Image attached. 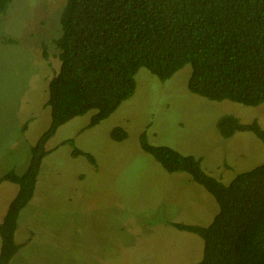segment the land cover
<instances>
[{"label": "rangeland", "instance_id": "1", "mask_svg": "<svg viewBox=\"0 0 264 264\" xmlns=\"http://www.w3.org/2000/svg\"><path fill=\"white\" fill-rule=\"evenodd\" d=\"M65 1L12 0L0 17V175L23 167L50 124L45 104L60 66L53 40L61 33ZM190 73L186 64L160 80L140 68L134 94L108 118L86 127L92 110L56 130L46 143L37 204L18 221L16 240L27 244L9 264H193L201 258L202 239L167 221L207 225L219 210L216 200L187 173L165 171L142 150L139 136L146 131L152 145L200 157L205 172L228 184L262 163L264 144L249 131L224 138L217 121L231 113L242 122L257 119L264 128V103L246 106L193 94ZM117 126L128 133L121 141L110 136ZM69 138L74 146L62 144ZM74 147L93 155L96 165L72 156ZM11 184H0V222Z\"/></svg>", "mask_w": 264, "mask_h": 264}, {"label": "trees", "instance_id": "2", "mask_svg": "<svg viewBox=\"0 0 264 264\" xmlns=\"http://www.w3.org/2000/svg\"><path fill=\"white\" fill-rule=\"evenodd\" d=\"M11 1L0 0V17ZM59 24L53 43L60 66L49 80L45 104L50 124L31 145L25 171L0 176V183L17 185L0 222V264H9L27 244L17 242L16 231L22 212L37 200L47 141L61 125L92 110L86 127L108 118L134 94L140 68L167 80L190 64L191 93L246 106L264 103V0H66ZM8 41L13 39L4 37ZM42 54L47 58L45 43ZM217 129L224 138L249 131L264 144L257 119L242 122L226 113ZM110 136L121 141L128 133L117 126ZM63 143L74 146L73 138ZM139 144L165 171L187 173L219 206L207 225L167 221L202 239V256L193 264H264V160L224 184L202 169L200 157L152 145L146 131ZM71 155L96 165L93 155L77 147Z\"/></svg>", "mask_w": 264, "mask_h": 264}, {"label": "crops", "instance_id": "3", "mask_svg": "<svg viewBox=\"0 0 264 264\" xmlns=\"http://www.w3.org/2000/svg\"><path fill=\"white\" fill-rule=\"evenodd\" d=\"M29 159H30V156H29L28 159H26V161H25V160L22 161L21 164H23V167H22L20 170H16V169H15V171H16V172H21V173H22L23 171H25V169H26V167H27V165H28ZM7 170H8V169H7ZM7 170H6V171H7ZM6 171H5V172H6ZM5 172H4V173H5ZM4 173H3V174H4ZM1 175H2V174H1ZM1 175H0V176H1ZM7 182H8V181H7ZM0 184H1V183H0ZM7 188H8V190H9V193H8V196H9V197H8V199H6L5 211H6V208H7V206H8V203L10 202L9 198H10L12 195H15V193H16V191H17V188H16L15 184H13V183L11 184V187H7ZM11 194H12V195H11ZM12 198H13V197H12ZM12 198H11V199H12ZM30 204H31V203H30ZM30 204H29V205H30ZM34 204H37V200H35V201L33 202V204H31V205H34ZM29 205L25 208V210L29 207ZM4 214H5V213H4Z\"/></svg>", "mask_w": 264, "mask_h": 264}]
</instances>
